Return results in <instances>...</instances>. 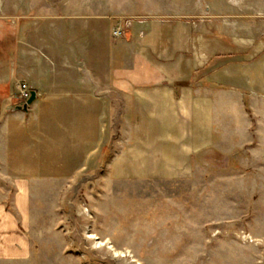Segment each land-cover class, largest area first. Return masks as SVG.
I'll list each match as a JSON object with an SVG mask.
<instances>
[{
	"label": "rangeland",
	"instance_id": "1",
	"mask_svg": "<svg viewBox=\"0 0 264 264\" xmlns=\"http://www.w3.org/2000/svg\"><path fill=\"white\" fill-rule=\"evenodd\" d=\"M0 18L17 25L21 73L37 70L21 106L47 80L95 81L110 102L85 150L92 130L61 116L0 119V199L12 208L18 177L33 191L29 255L0 264H264V0H0ZM149 25L190 62L171 82L213 92L212 143L182 170L142 169L127 102L107 90Z\"/></svg>",
	"mask_w": 264,
	"mask_h": 264
},
{
	"label": "crops",
	"instance_id": "2",
	"mask_svg": "<svg viewBox=\"0 0 264 264\" xmlns=\"http://www.w3.org/2000/svg\"><path fill=\"white\" fill-rule=\"evenodd\" d=\"M150 28V25L145 27L141 35L132 33L136 46L130 64L115 69L107 90L115 99L120 96L127 102L126 119L130 123L127 130L135 134L140 132L141 153L147 157H143L142 169L182 170L186 168L182 165L192 154L212 143L213 92L211 90V94L204 93L198 98V91L203 93V88L188 83L177 86L171 82L175 74H190V62H185V56H170L166 47L158 45L160 35ZM20 50L17 25L0 18V119L13 109L17 115L22 113L17 108L22 102L15 96L19 80L23 77L25 81L35 82L37 70L27 69L21 73ZM45 82H39L41 88L35 90L37 95L28 106V116H52L53 119L61 116L62 121L69 124V129L72 126L83 135L86 130H92L88 133L89 139L82 140L83 150L96 143L95 139L102 137L99 129L102 108L110 104L108 99L101 97L105 90L102 85L95 81ZM86 123L91 125L87 128ZM67 144L72 146V142ZM13 185L12 208L0 199V259L24 258L31 249L25 221L33 198L32 182L29 178L18 177Z\"/></svg>",
	"mask_w": 264,
	"mask_h": 264
},
{
	"label": "water",
	"instance_id": "3",
	"mask_svg": "<svg viewBox=\"0 0 264 264\" xmlns=\"http://www.w3.org/2000/svg\"><path fill=\"white\" fill-rule=\"evenodd\" d=\"M36 95H37L36 91L32 90L28 100L22 106L20 105L17 108L24 109L25 111H27L29 104H31L35 100Z\"/></svg>",
	"mask_w": 264,
	"mask_h": 264
},
{
	"label": "built area",
	"instance_id": "4",
	"mask_svg": "<svg viewBox=\"0 0 264 264\" xmlns=\"http://www.w3.org/2000/svg\"><path fill=\"white\" fill-rule=\"evenodd\" d=\"M117 34H120L121 32H119V30H117L116 29V31H115ZM23 89H22V93L24 94V95H26L27 94V90H26V85L25 84H23Z\"/></svg>",
	"mask_w": 264,
	"mask_h": 264
}]
</instances>
